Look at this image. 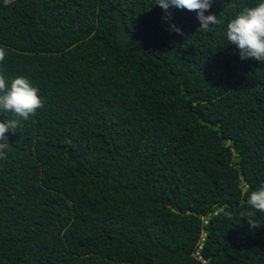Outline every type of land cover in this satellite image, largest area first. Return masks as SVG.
Masks as SVG:
<instances>
[{
  "label": "trees",
  "instance_id": "trees-1",
  "mask_svg": "<svg viewBox=\"0 0 264 264\" xmlns=\"http://www.w3.org/2000/svg\"><path fill=\"white\" fill-rule=\"evenodd\" d=\"M262 0H0V74L39 89L0 159V264H264V61L227 23ZM175 24L182 34L170 30ZM231 213V216L225 215Z\"/></svg>",
  "mask_w": 264,
  "mask_h": 264
},
{
  "label": "clouds",
  "instance_id": "clouds-1",
  "mask_svg": "<svg viewBox=\"0 0 264 264\" xmlns=\"http://www.w3.org/2000/svg\"><path fill=\"white\" fill-rule=\"evenodd\" d=\"M13 0H4L9 5ZM165 12V19L171 18L169 8L186 9L195 11L200 21V28L207 30L209 25H217L221 20L216 15L204 13L211 7L212 0H158L157 3ZM170 30L182 34L175 24L170 25ZM226 38L229 43L236 45L240 51V58H252L256 61H264V0L253 7H245L227 23ZM6 56L5 49L0 47V62ZM43 106V100L39 95V89L31 81L19 75L9 82L0 74V111L14 113L16 117L28 120L35 115L36 110ZM18 119L0 120V159H5L10 147L6 133L18 127ZM247 204L254 211L241 214L250 228L259 227L256 212H264V186L251 192H246ZM231 216V213H225Z\"/></svg>",
  "mask_w": 264,
  "mask_h": 264
}]
</instances>
